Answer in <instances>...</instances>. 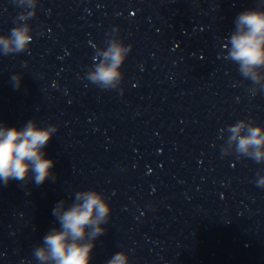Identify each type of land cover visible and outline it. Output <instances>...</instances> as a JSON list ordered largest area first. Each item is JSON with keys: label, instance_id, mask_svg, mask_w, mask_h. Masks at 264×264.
Returning a JSON list of instances; mask_svg holds the SVG:
<instances>
[{"label": "clouds", "instance_id": "obj_1", "mask_svg": "<svg viewBox=\"0 0 264 264\" xmlns=\"http://www.w3.org/2000/svg\"><path fill=\"white\" fill-rule=\"evenodd\" d=\"M24 9L16 17V25L7 35H0V53L9 55L25 52L32 41L31 29L26 19L34 17L35 0H14ZM18 21H20L18 23ZM230 58L239 64V71L253 83L262 78L258 69L264 67V10L248 9L235 19V30L230 36ZM132 45H123L113 41L107 50L97 57L96 69L88 73L87 79L99 84L103 89L122 79L121 65L130 53ZM13 87L19 89L22 77H11ZM57 131L56 125L39 127L35 120H29L22 128L8 127L0 123V182L7 186L10 181L31 180L42 185L55 176L51 169L54 161L46 158L43 149ZM230 141L236 143L239 154L264 162V126H245L240 121L230 127ZM264 187V178L257 181ZM61 200L54 208L53 215L59 222L58 228H52L43 237L42 245L33 250L39 264H90L95 239L106 232V224L112 211L111 205L103 194L95 189L76 193L75 201L65 207ZM107 264H128L124 251L115 253Z\"/></svg>", "mask_w": 264, "mask_h": 264}]
</instances>
